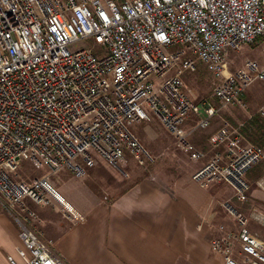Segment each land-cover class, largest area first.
I'll use <instances>...</instances> for the list:
<instances>
[{"label":"built area","instance_id":"1","mask_svg":"<svg viewBox=\"0 0 264 264\" xmlns=\"http://www.w3.org/2000/svg\"><path fill=\"white\" fill-rule=\"evenodd\" d=\"M263 35L264 0H0V209L17 227L28 255L23 264H66L33 226L26 200L54 202L65 219L83 218L46 178L16 181L22 158L81 178L98 157L125 175L128 158L139 167L155 160L132 131L151 115L179 152L203 159L181 127L201 116L193 130L206 128L218 109L205 98L189 100L180 76L202 64L217 80L212 100L240 107L245 90L264 83V49L262 65L245 61L232 72L223 50L237 52ZM83 41L102 46L104 55L75 49ZM240 127L220 122L209 139L213 154L190 178L202 187L225 183L244 203L245 174L264 162V151ZM220 208L236 230L212 239L210 251L222 264H264V241L247 230L246 217L229 201ZM236 246L241 261L232 256Z\"/></svg>","mask_w":264,"mask_h":264},{"label":"crops","instance_id":"2","mask_svg":"<svg viewBox=\"0 0 264 264\" xmlns=\"http://www.w3.org/2000/svg\"><path fill=\"white\" fill-rule=\"evenodd\" d=\"M196 118L201 116L189 117L181 132L204 153L203 159L191 161L160 141L157 164L154 165L156 157L152 154L155 160L146 168L129 165L125 181H105V168L121 177L98 157H94L92 167L86 168L81 178H75L67 169L50 173L26 159L28 165L42 171L37 178H46L51 188L83 218L65 219L54 202L39 206L25 201L35 215L33 226L50 242L52 253L66 264H222L221 257L210 251V241L236 230L220 208L224 201L233 202L239 212L238 205L248 201L249 208L243 209L244 214L241 212L247 219L246 228L264 241V223L259 220L264 218V203L253 201L256 189L264 197V191L257 186V183L264 185V162L260 172L253 174L250 169L245 174L250 190L244 203L232 198L225 183L213 182L202 187L193 182L191 174L214 152L209 139L220 125L205 139L201 134L211 128V122L206 128L193 130ZM149 119L157 121L151 115ZM238 126L244 135L241 123ZM197 135L200 140H195ZM223 150L224 147L219 148V152ZM22 162L23 159L17 169ZM15 177L16 172L13 178L18 181ZM232 256L237 261L243 259L238 246L233 248ZM6 257L23 264L28 255L17 238L16 225L0 209V264H8Z\"/></svg>","mask_w":264,"mask_h":264},{"label":"rangeland","instance_id":"3","mask_svg":"<svg viewBox=\"0 0 264 264\" xmlns=\"http://www.w3.org/2000/svg\"><path fill=\"white\" fill-rule=\"evenodd\" d=\"M83 47H88L96 57H102L104 55V48L100 45L93 44L91 41H83L75 45V49H80ZM263 49H264V35L262 37L257 38L252 44L242 46L240 50L237 52H233L229 49H224L223 58L225 61V68L228 71L232 72L235 69L241 67L245 61H251L256 63L257 65H262ZM180 79L183 82V92L189 100L193 102H198L199 100L205 98L212 102L214 108L218 109L217 113L209 120V123L211 122L210 123L211 128L208 127L209 129H204L203 130L204 134H201L204 136L201 137H204L206 139L207 136H209L210 133L214 129H216V127H218L219 123L222 120H226L230 122L231 125L234 126H238V124L241 123V125L243 126L242 129L243 128L245 129L243 136L246 139V141L261 147L262 150L264 151V116L260 114V109L264 108V83L262 82L252 83L243 93L240 99V104H241L240 107L235 105L233 106L226 105L220 108L219 104L213 101L211 98L212 88L217 83V80L202 64L195 62L194 70L184 71L181 74ZM196 119L199 120V118ZM246 129L249 130L246 131ZM253 129H256L254 131H256L257 133H253ZM132 131L138 137L142 145L151 154H153L156 157V162L154 165H156L158 162L159 156L156 149L158 148L160 141L161 143L164 142L165 144H167V146L171 150L177 151L175 149L173 139H171V137H169L163 131V129L157 123V121L153 119H149V121L142 122L139 125H133ZM198 138L200 140V136L197 135L195 137V140H197ZM22 159L24 162H22L19 168L16 170L15 178L18 181L20 180L28 181L30 179H35L39 177L41 174H43L42 171H39L28 165V163L25 162L26 158H22ZM129 165L133 167L136 166L138 168H146V166L145 167L137 166L131 159L128 158V165H126V167L123 169L127 175L129 174L130 171L129 170L130 168H128ZM100 167L103 166L100 165ZM261 167H262V162L253 166L250 170V173L253 172L254 174L255 171L260 172ZM105 169L106 170L103 171L105 181H113L114 179H116L117 181H121V180L125 181L128 179V177H126V174L123 175L118 173L119 176L121 177L119 178L115 176V174L110 169L107 168ZM253 189L256 188L253 187ZM255 191L257 192H254L253 196L256 199H253V201L264 203V197L261 196L259 190L256 189ZM229 204L239 211V209L235 207V205H233V202L232 203L229 202ZM238 207H240V211L244 214L243 209L249 208L248 201L243 205H238Z\"/></svg>","mask_w":264,"mask_h":264}]
</instances>
